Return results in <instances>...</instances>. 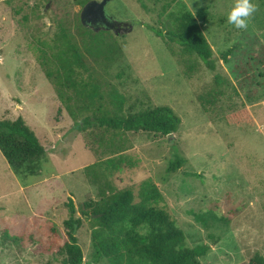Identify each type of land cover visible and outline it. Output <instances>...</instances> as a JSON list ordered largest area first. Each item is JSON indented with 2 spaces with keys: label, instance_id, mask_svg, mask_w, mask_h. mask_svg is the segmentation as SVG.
Returning <instances> with one entry per match:
<instances>
[{
  "label": "rangeland",
  "instance_id": "rangeland-1",
  "mask_svg": "<svg viewBox=\"0 0 264 264\" xmlns=\"http://www.w3.org/2000/svg\"><path fill=\"white\" fill-rule=\"evenodd\" d=\"M79 1L0 0V121L22 117L47 151L40 175L26 180L0 151V264H63L69 200L83 219L77 238L84 264H110L95 259L92 223L81 213L84 202L98 199L84 168L108 157L95 152L91 130L74 126L42 65L41 42L63 21L104 90L124 99L125 112L150 104L169 107L181 119L168 137L127 134L130 148L124 171L113 178L116 186L136 190L153 181L188 246L211 247L202 264H249L264 253V67L257 64L264 58V0H251L258 10L246 29L227 22L234 0H113L107 11L133 29L99 31L100 42L81 34ZM183 4L207 13L200 26L215 71L148 28L175 29L170 14L177 16ZM109 46L116 52H107ZM229 49L226 63L222 54ZM175 157L183 164L170 173Z\"/></svg>",
  "mask_w": 264,
  "mask_h": 264
},
{
  "label": "trees",
  "instance_id": "trees-1",
  "mask_svg": "<svg viewBox=\"0 0 264 264\" xmlns=\"http://www.w3.org/2000/svg\"><path fill=\"white\" fill-rule=\"evenodd\" d=\"M89 1L80 0L78 5L83 8ZM182 8L177 16L170 14L177 22L175 29L163 32L148 28L157 37L177 43L187 54L196 55L209 70L215 71L214 52L200 26V22H207L206 11L200 9L194 14L186 5ZM63 22L57 24L50 41L41 42L40 52L42 65L48 66L45 74L74 126L84 133L91 130L92 143H98L95 152L99 154L102 149L101 157L98 156L108 157L84 168L88 181L98 188V199H89L81 207L83 218L92 223L95 259H106L110 264H202L200 259L209 254L211 247L188 246L186 234L153 181H144L136 190L119 189L113 181L125 169L124 152L130 148L127 134L144 132L168 137L179 130L180 117L169 107L150 104H133L125 112L124 99L114 91L104 90L88 67L75 36ZM77 24L84 37L100 42L99 33L84 27L80 17ZM111 47L107 52H116ZM233 52L229 49L222 54L226 63ZM261 53L264 56V50ZM257 64L264 67V58L260 56ZM0 151L20 180L40 175L46 150L22 117L0 121ZM182 164L183 160L175 157L168 172L179 170ZM192 175L199 177L197 173ZM67 207L70 218L64 222L67 240L61 247L62 263L84 264V252L77 238L83 219L76 217L73 200H69ZM249 264H264V253L257 252Z\"/></svg>",
  "mask_w": 264,
  "mask_h": 264
},
{
  "label": "water",
  "instance_id": "water-1",
  "mask_svg": "<svg viewBox=\"0 0 264 264\" xmlns=\"http://www.w3.org/2000/svg\"><path fill=\"white\" fill-rule=\"evenodd\" d=\"M113 0L89 1L82 9L80 20L84 27L92 29L95 32L99 31H113L119 33V25L122 23L115 19L107 11V6ZM133 27L130 26L129 31Z\"/></svg>",
  "mask_w": 264,
  "mask_h": 264
},
{
  "label": "clouds",
  "instance_id": "clouds-1",
  "mask_svg": "<svg viewBox=\"0 0 264 264\" xmlns=\"http://www.w3.org/2000/svg\"><path fill=\"white\" fill-rule=\"evenodd\" d=\"M258 10L251 0H234L227 15V22L237 29H246L248 19Z\"/></svg>",
  "mask_w": 264,
  "mask_h": 264
},
{
  "label": "flooded vegetation",
  "instance_id": "flooded-vegetation-1",
  "mask_svg": "<svg viewBox=\"0 0 264 264\" xmlns=\"http://www.w3.org/2000/svg\"><path fill=\"white\" fill-rule=\"evenodd\" d=\"M127 27H128V25H126L125 23L122 22V23L119 25V28H118V29H119V32H120V31H124V30H125V31L128 30L129 27H128V28H127Z\"/></svg>",
  "mask_w": 264,
  "mask_h": 264
},
{
  "label": "crops",
  "instance_id": "crops-1",
  "mask_svg": "<svg viewBox=\"0 0 264 264\" xmlns=\"http://www.w3.org/2000/svg\"><path fill=\"white\" fill-rule=\"evenodd\" d=\"M46 150V149H45ZM47 152V151H46Z\"/></svg>",
  "mask_w": 264,
  "mask_h": 264
}]
</instances>
